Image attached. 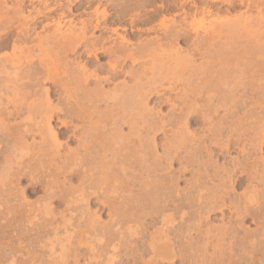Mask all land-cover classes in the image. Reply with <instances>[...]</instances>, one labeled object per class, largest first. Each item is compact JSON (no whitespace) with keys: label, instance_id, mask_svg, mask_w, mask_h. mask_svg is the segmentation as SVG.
Here are the masks:
<instances>
[{"label":"bare ground","instance_id":"obj_1","mask_svg":"<svg viewBox=\"0 0 264 264\" xmlns=\"http://www.w3.org/2000/svg\"><path fill=\"white\" fill-rule=\"evenodd\" d=\"M69 1L71 4L77 2L78 6L77 4L65 6L64 1L60 0H0V51L9 48L12 50L9 55L6 53L0 55V98L2 96L6 98L5 105L2 103L4 107L0 104V152H5L4 157H0L2 169L0 208L4 206L3 204L8 208L12 201L10 197L18 194L15 191L17 187L20 188L21 181L29 182V184L27 182V192L30 195L43 192L42 199L39 198L34 203H29L26 196L22 195L21 203L18 201L19 206L16 205L15 211L21 215L19 219H22L23 213L28 218L32 215L36 219L41 215L44 219V223L41 222L43 225L38 224L39 229L36 228L34 239L32 236L29 237L32 240H40L47 236L46 234H53L57 240L60 235L59 227H63L66 231L65 236L58 239L61 255H56L55 260L51 256L55 263L58 262L57 257H59L57 260L64 264L71 257V254L69 258L67 256L73 245L72 235L77 226L73 224V219L76 215L78 218L75 221L86 225L82 229L87 230L80 232L82 239L83 237L87 239L90 231L93 241L101 246L104 242L111 241V239L106 240V235L109 238L115 236L112 240L117 244L111 241L113 247L109 250V264H115L118 249L122 244L134 253L144 248L135 247V249L133 245L143 234L142 221L145 217H150L154 221L151 220L153 223L151 222L150 226V219L147 220L149 227L146 232L144 231L145 239H142L147 254H143V251L139 256L137 255L141 259V264H177L179 261L181 264L200 262L222 264L227 256L231 260L228 264H243L242 261L249 260L244 258L245 255L250 260L253 259L251 257L253 255L254 259L258 258L260 254L255 257L256 252L258 254L257 250H254L255 254L253 249V254L244 250L238 240L242 233L237 235L239 230L237 228L240 226L239 228L242 229L245 226L244 224L242 226V223L249 218L254 223L264 222V220L260 221L264 219V135H262L264 124L261 125L264 121L260 123L256 120L251 124H244L249 126L252 133L254 131L251 140L248 139L247 146L242 138L249 130L243 128L245 126L242 125V120L231 123L232 127L244 132L242 136L239 129L236 128L239 131L235 133V129H231L230 125L227 126L228 117L237 115L240 107L244 110L247 102L245 100L239 102L236 96L231 95L234 89L225 92L226 95L217 96V103L211 101L203 106H199L197 101L202 95L201 92L203 93L202 87L193 89L191 94L185 92V98L181 96L184 99L179 100L180 102L176 101L179 96L175 100L167 93L176 90V83L179 81L182 84L181 81L204 73V66L195 68L189 65L193 61L191 52L186 48L177 47L180 42L191 43L195 51H200L202 42L209 44L225 32L226 39L224 36L223 38L225 43L230 41L228 44L230 48L225 47L232 53L226 49L227 52H223V47L219 55L234 56L236 59H243L245 55L262 54L263 56L264 0H222L221 3L228 5L227 11L231 12L239 5L245 7L247 13L236 15L235 20L233 17V20L227 18L226 21H218L219 23L216 21L215 23L218 24L215 26L212 21L211 33L207 31L209 35L206 34L201 40H198L199 36L197 39L191 36L194 31L191 33L189 28L192 27H189L190 24L187 22V19L193 14H198L201 8L194 2L195 0H149L146 5L151 4V7L146 6V8L150 13L149 15L146 13L148 17L143 16L144 19L142 17L140 19L141 12L138 9L143 6L145 8V4L139 5V0H120V2L108 0L110 5L107 2L102 10L100 8L104 4L101 0ZM10 2H13L11 6ZM28 3L33 5H30L32 9L29 11H27ZM191 4L194 10L189 9ZM109 7L112 8L109 10ZM253 9L257 11L255 15ZM90 10L93 11L92 15L85 18L86 20L83 19L80 27L76 21L75 26L72 21L73 26L69 25V27L68 24L62 23L66 19L72 20L77 15H84ZM190 10L194 13L192 14ZM111 11L117 12L114 19L110 14ZM168 15L172 16L171 20L167 19ZM161 17L164 18L162 22L149 29V31L156 29L161 35L155 39H147L144 44L139 43L140 46L138 44L136 48H130V40L124 35L127 33L128 36L130 32H142L138 28L139 22L142 25H149ZM126 20L130 27L127 24L123 25ZM62 24L67 28L65 29ZM111 25L116 27L112 29ZM39 29L42 30L41 33L38 32ZM100 29L108 31L112 29V34L117 35L120 41L112 39L113 37L105 38L107 33L102 37L89 34L92 30ZM119 30L123 31V36L120 35ZM85 55L94 57L96 61L90 58L80 65L78 60ZM72 56L76 58L71 59ZM101 57L107 58L105 65L98 64V59ZM128 63L132 65L130 68L127 66ZM247 64L253 72L256 71L255 68H258L259 73L264 71V61L256 62L249 59ZM138 65L141 67L135 68ZM122 76L124 79V76L128 77L132 83L128 84L129 82H125L124 79L120 81ZM47 83H51V87L45 86ZM253 84L250 86L254 90L257 85L254 82ZM256 89V91L260 90ZM260 91L263 93L264 90ZM263 94L258 95L264 97ZM56 99L58 102L55 104ZM62 99L65 100L64 103ZM260 104L262 102L258 107ZM165 105L170 106L172 113L162 112V107ZM102 106L104 110L101 109ZM222 108H225L227 113L219 123H216L214 117ZM255 109L256 107L254 111ZM250 112L245 113L248 116ZM12 118H21V122L17 120V124L20 122L18 125H11ZM55 121L58 127L53 126ZM197 123L203 124L205 129L203 135L190 131L191 125ZM175 126L179 130L174 128ZM125 127L129 130L126 134ZM261 130L263 133L260 132ZM169 132H172L173 138ZM160 136H163L160 140L163 153L158 152L157 140ZM38 138L39 141H36ZM65 139L71 141L74 139L77 141V147L64 150ZM30 140H32L31 144ZM234 150L243 156V160L235 158L229 160L230 163H219L222 158L231 156ZM176 164L178 168H175ZM188 174L192 177L185 180ZM59 176L64 177L60 182ZM74 179L77 180V185L71 183ZM182 179L186 181L184 189H180L179 186ZM214 181L218 183L214 185ZM211 183L213 187L209 186ZM134 189L138 193H135ZM237 191H241L240 194ZM54 204H57L58 208L63 205L64 208L61 209L64 210L57 212L58 209ZM96 205L98 208L95 209ZM106 210L110 222L108 221L109 225L104 226L105 222L103 224L100 222L101 216L99 217L98 212L103 213ZM226 212L229 216H226ZM217 213L222 215V221L225 216L235 221L228 220L229 224L226 226L219 223L223 227L219 225L212 229L207 225ZM18 214L16 213L17 216ZM57 215H60L62 220L58 225ZM19 219L16 218L14 222ZM24 219L22 220L26 222L27 219L26 221ZM123 220L128 221L123 223ZM14 225L16 226V223L10 225L11 228ZM82 225H78L79 228ZM204 226L206 229L202 228ZM20 227L22 228L21 225ZM68 229L73 231L70 232ZM245 230L246 227L242 238L245 236L244 239L248 243L244 239L245 242L242 240L241 243L252 246L251 239L254 241L258 233L253 236L248 232V235ZM106 231L109 234H106ZM192 232H199L202 235L199 234L198 237L201 243L197 241L198 239L196 243L190 239ZM262 232L264 234V229ZM124 238L127 239L126 242H123ZM263 239H261L262 244H264ZM85 240H80L79 245H86L88 251L94 253L92 257L95 256L96 243L92 245L91 241ZM178 241L182 242L180 246ZM55 244H49L48 254L54 252ZM258 244L260 245V242L257 246ZM140 245L138 247H142V242ZM104 247L107 248V244ZM208 247L214 249L212 256L207 254ZM106 248L103 251L105 253ZM261 248L263 249L264 246ZM237 249L245 255H239ZM125 250L123 251L125 255L128 253L133 255V252L131 254L129 250L127 252ZM74 253L77 255L78 252ZM122 254L121 256H124ZM216 254L218 256L215 258L213 255ZM125 257L123 258L126 262V258L132 256ZM236 257L238 261L233 260ZM138 258H134V264L138 263L135 261ZM255 262L248 261L245 264L259 263Z\"/></svg>","mask_w":264,"mask_h":264},{"label":"rangeland","instance_id":"obj_2","mask_svg":"<svg viewBox=\"0 0 264 264\" xmlns=\"http://www.w3.org/2000/svg\"><path fill=\"white\" fill-rule=\"evenodd\" d=\"M60 1H64L63 3L64 4H66L65 6H70V5H76L77 4V2L75 3V1L73 2V4H71L70 3V1L69 0H60ZM68 1V2H67ZM102 2H103V6L100 8V10H102L103 9V7L106 5V3L107 4H109L110 5V3H109V1L108 0H101ZM116 1H118V2H120V0H116ZM115 1V4L117 3ZM141 3H140V2ZM138 2H139V5L141 4V5H144L145 4V8H144V6H143V8L141 7V8H139L138 10H139V12H141V15H140V13H139V17H140V19H141V17H142V19H144V17L145 18H147L148 16L147 15H149L148 13H150V10L149 9H147V8H150L151 7V4L148 6V5H146V3H148L149 2V0H139ZM148 1V2H147ZM201 1V2H200ZM207 3H206V2ZM214 1V2H213ZM105 2V3H104ZM138 2H137V4H138ZM194 2H196L197 4H198V6L200 5V7L202 8V6H203V14H202V9L201 8H199L200 10H199V13L198 14H195V15H197V16H195L193 13H194V11H193V13H192V11L191 10H194V8H193V6H192V4H191V6L189 7V9H191L190 11H191V13L193 14V15H191V17H189L187 20V22H188V24H190V26L189 27H192V29L191 28H189L190 29V31H191V33H193V31H194V33L193 34H191V36L193 35V37L194 38H196L197 39V37H198V40L200 39L201 40V38H203L204 39V37H206V34L207 35H209V33H211V29H210V27L212 26V24H213V26H215V25H217L219 22H220V20L221 21H226V19L228 18V19H232L233 17V19L235 20L236 18H237V16H239L240 15V13L241 14H243V13H247V12H245L246 11V9H245V7H243V6H239V5H237V6H235V8L234 9H236V10H234L233 9V11L231 10V12L230 11H227L228 10V5L225 3V5H224V3H221L222 2V0L220 1V0H218V2H217V0H211V2H212V4H211V2L209 1V0H198V2H197V0H195ZM210 2V3H209ZM216 2V3H215ZM220 2V3H219ZM11 4H9L10 6L12 5V3L13 2H10ZM207 4V6H206V4ZM214 3V4H213ZM36 4V3H35ZM136 4V5H137ZM201 4H203V5H201ZM204 4H205V6H204ZM30 5H32V4H30V3H28V5H27V11H29V9L31 10L32 9V6H30ZM209 5V6H208ZM212 7H211V6ZM76 6H78V4L76 5ZM146 6H147V8H146ZM192 7V8H191ZM237 7V8H236ZM112 7H109V10L111 9ZM207 8V9H206ZM92 10H94V9H92ZM92 10H90L88 13H86V14H81V12L79 13V14H81V15H77L76 17H74L72 20H65L64 22H62V23H66L65 25H67L68 24V26L67 27H69V25L71 26H73V24L75 23V21L77 22V25L80 27L81 26V21L84 19V20H86L87 18H89V16H91L92 15V13H93V11ZM117 10H119V9H117ZM148 10V11H147ZM227 11V12H226ZM201 12V13H200ZM254 14H253V13ZM252 14L253 15H255L256 14V10L255 9H253L252 10ZM264 12V11H263ZM90 13V14H89ZM113 11H111L110 12V14L113 16V19L115 18V16L114 15H117V12H114L113 14ZM147 13V15H145ZM227 13H230V14H227ZM250 12H249V14H251ZM89 14V15H88ZM133 14H134V12H133ZM83 15V16H82ZM237 15V16H236ZM80 16H82V18L80 19ZM144 16V17H143ZM194 16V17H193ZM171 17V18H170ZM170 17H169V15H168V17H167V19H169V20H171L172 19V16L170 15ZM226 17V18H225ZM230 17V18H229ZM236 17V18H235ZM86 18V19H85ZM127 18V17H126ZM219 18V19H218ZM128 19V18H127ZM164 18L163 17H161V18H158V19H156L155 21H154V23H152V24H149V25H142V24H140V22H139V26L140 27H138L139 29H140V31H142V32H139V31H136V32H130V31H128V33H129V35L127 36L126 34L124 35V36H126V38L127 39H129L130 40V48H136L137 47V45L139 44V43H145L146 41H148V40H151V39H155V37H157V36H160L161 35V32L160 31H158V30H156V29H152V30H150L149 31V29L152 27V26H155L156 24H159L160 22H162V20H163ZM232 19V20H233ZM178 20H179V17H178ZM71 21V22H70ZM72 21H74L73 22V24H72ZM212 21H213V23H212ZM218 22L217 24L215 23V22ZM71 23V24H70ZM211 23V24H210ZM127 24V26L128 27H130L129 26V22H128V20H126V21H124L123 22V25H126ZM63 25V24H62ZM76 25V26H77ZM64 26V25H63ZM74 26H75V24H74ZM143 28H142V27ZM144 26H145V28H144ZM147 26V27H146ZM213 26H212V29H213ZM66 26H64V28L66 29L67 28ZM79 27H76V28H79ZM116 26H113V25H111L110 26V28H115ZM202 27H203V29H202ZM209 27V28H208ZM142 28V29H141ZM64 29V30H65ZM112 29H110L109 31H111ZM209 29V30H208ZM41 29H39L38 30V32L39 33H41L42 32V30L40 31ZM101 30V31H100ZM100 30H98V31H91V32H89V34L91 33V34H94V36H96V37H98V35L100 36V37H102V36H104V35H106V33H107V35L106 36H104L105 38H108V37H113L112 39H114V40H117L118 42L120 41V39H119V37H117V35H114V34H112V31H111V33L108 31V30H104V29H100ZM226 30V29H225ZM107 31V32H106ZM152 31V32H151ZM155 31V32H154ZM207 31L209 32V33H207ZM93 32V33H92ZM105 32V33H104ZM14 33V32H13ZM110 33V34H109ZM119 33H120V35L121 36H123L122 34H124L123 33V31H121V30H119ZM43 34V33H42ZM109 34V35H108ZM198 34V35H197ZM111 35V36H110ZM132 35V36H131ZM140 35H142V36H140ZM223 36L225 37V32H224V34L222 35V36H219V37H216L215 39L216 40H214V41H212L211 43H206V42H202V47H201V50L199 51H195V49H194V46L193 45H191V43L190 44H185L184 42H180V44H178V46L177 45H175V46H177V47H181V48H186V50H189L191 53V55H192V58L193 59H191V60H193V61H191L190 63H192V64H189L190 66H194L195 68H197V67H199V66H204L205 67V69H203V75H199V76H194V77H192L190 80L188 79H185L184 81H181L182 82V84L180 83V81L178 82V83H176L175 85H176V87L177 88H175L176 90H174L173 92L172 91H170V92H168L167 93V95L169 96L170 95V97L172 98L173 97V99H177L178 98V96H179V98L176 100V101H179V100H181V99H184L185 98V96L184 95H186V93L187 94H191V91L193 90V89H197V88H203V93L201 92V96L200 97H198V103H199V106H203V105H206L207 104V102H211V101H215L216 103L218 102L217 101V96L219 97V96H221V95H226V93L231 89H234V91L233 92H231V95H234V96H236L235 98L239 101V102H241V101H244L245 100V102H246V106L244 107L245 109V111L240 107V110L237 112L238 114L237 115H235L234 117H228V121H227V123H228V125L227 126H229L230 125V128L232 129H235L234 130V132L236 133V128H234V126L232 127V125H231V123L232 122H237L238 120L240 121V120H242V125H246V124H251V123H253L254 121H256V120H259L260 121V123L261 122H263L264 121V105H262V104H264V97H261L260 95H258V94H263L264 93V91H263V93L260 91V90H264V78H262V77H264V71L263 72H258L257 70H258V68H255L256 69V71L255 72H253L252 70H251V68H250V66L247 64V62L249 61V59H252L253 61H256V62H262V61H264V55L262 56V54H255V55H253V56H251V55H245V56H243L244 58L243 59H236L234 56H227V55H219L218 53L221 51V49L224 47V49H222L223 50V52H225L226 50L227 51H229L230 52V50L228 49V48H226V47H229L228 46V44H229V42L230 41H228V43H227V41H226V43H225V39H226V37H225V39L223 38ZM192 37V38H193ZM222 38V40H224V41H222L221 40V38ZM217 38H220V40H218ZM148 39V40H147ZM145 40V41H144ZM193 40H195V39H193ZM206 43V44H205ZM227 44V45H225V44ZM133 44V45H132ZM136 44V45H135ZM204 44V45H203ZM224 44V46H222ZM132 45V46H131ZM136 46V47H135ZM139 46H140V44H139ZM138 46V47H139ZM193 46V47H192ZM226 46V47H225ZM209 47V48H208ZM211 48V49H210ZM230 48V47H229ZM226 49V50H225ZM185 50V49H184ZM11 51V52H10ZM226 51V52H227ZM4 53H6V55H9V54H11L12 53V50H11V48H9L8 50H6V51H0V55L1 56H3V55H5ZM222 53V52H221ZM230 53H232V52H230ZM216 54V55H215ZM224 54V53H223ZM73 58H76V56H72L71 57V59H73ZM91 57H88V56H83L82 58H80L79 60H78V63L80 64V65H82V63L83 62H87L89 59H90ZM102 58V59H101ZM101 58H99L98 60H99V62H98V64H102V65H105V63L107 62V58L106 57H101ZM213 58V59H212ZM246 58V59H245ZM256 58V59H255ZM82 59V60H81ZM95 60V58L94 57H92L91 58V60ZM195 59V60H194ZM245 59V60H244ZM247 60V61H246ZM96 61V60H95ZM103 61V62H102ZM82 62V63H81ZM105 62V63H104ZM212 62V63H211ZM210 64H211V66H210ZM127 66H128V68H130L132 65H131V63H128L127 64ZM135 66H137V65H135ZM141 67V65L139 66L138 65V67H135V68H137V69H139ZM125 77V79H128V81L127 80H125L124 78H123V76L120 78V81H123V79H124V81L125 82H129L128 84H130V79L128 78V77H126V76H124ZM186 81V82H185ZM253 82L257 85V87L256 88H258V89H260V90H258V91H256L257 89L255 88L254 90L251 88V86L252 85H254L253 84ZM132 83V82H131ZM179 84V85H178ZM185 84V85H184ZM191 84V85H190ZM181 85V86H180ZM251 85V86H250ZM255 85V86H256ZM45 86H47V87H51V83H47ZM109 86H107V88H108ZM112 87V86H111ZM175 87V86H174ZM188 88V89H187ZM186 89V90H185ZM251 89V90H250ZM253 90V92H251ZM179 91V92H178ZM183 91V92H182ZM257 93V94H255V92ZM172 92V93H171ZM175 92V93H174ZM178 92V93H177ZM181 92H182V94H181ZM186 92V93H185ZM209 92V93H208ZM226 92V93H225ZM180 93V94H179ZM221 93H225V94H221ZM253 93H254V95H253ZM245 94H247V95H245ZM174 95V96H173ZM176 95H177V97H176ZM245 95V96H244ZM258 95V96H257ZM264 95V94H263ZM262 95V96H263ZM181 96H183V97H181ZM250 96V97H249ZM252 96H254V97H252ZM256 96H257V98H256ZM5 97V96H4ZM4 97L2 96L1 98H0V104H2V103H4V105H5V103L6 102H4V100L6 101V98L4 99ZM175 97V98H174ZM259 97H261V98H259ZM56 98V97H55ZM252 98H254V99H252ZM54 99V98H53ZM65 99V98H64ZM64 99H62L61 101H62V103H64L65 102V100ZM260 100V99H262L261 101H257V100ZM64 100V101H63ZM54 101H56L55 102V104L58 102V99H56V100H54ZM182 101V100H181ZM259 102V103H261L262 102V104H260L259 105V107H258V104L256 103V102ZM155 102H157V101H155ZM180 102V101H179ZM178 102V103H179ZM4 105L2 104V106L4 107ZM230 105V104H229ZM253 106H255L256 107V109H255V111H254V108H253ZM261 106H263V108L261 107ZM261 107V108H260ZM101 109H103L104 110V106H102L101 107ZM162 112H164V113H170L171 112V110H170V106H163L162 107ZM170 111V112H169ZM251 111V112H250ZM257 111V112H256ZM245 112H250V113H248L249 115L247 116L246 114L247 113H245ZM172 113V112H171ZM227 113V111H226V109L225 108H222V109H220V112L219 113H217L216 114V116L214 117L215 118V121H216V123H219L220 121V119L223 117V116H225V114ZM244 113H245V115H244ZM252 113V114H251ZM251 114V115H250ZM250 116H251V118H250ZM246 117V118H245ZM257 118V119H256ZM14 118H12L10 121V124L11 125H13V124H16V125H18L20 122H21V118H16V119H14ZM16 120V121H15ZM17 120L19 121L20 120V122L17 124ZM14 121L16 122V123H14ZM264 124V122L263 123H261V125H263ZM241 125V126H242ZM244 125V126H245ZM53 126H59L58 125V123L55 121V122H53ZM264 126V125H263ZM263 126H261V128L263 127ZM249 126H245V127H243V128H245V129H248V130H246V132L248 133H245L244 135H243V138H242V140L244 141V144H246L247 146H248V144H249V140L248 139H250L251 140V138L253 137V134H254V131H253V133L251 132V129H249L248 128ZM174 128H176L177 129V127L175 126ZM198 128V129H197ZM264 128V127H263ZM263 128H262V130H263ZM237 129H239V128H237ZM177 130H179V128L177 129ZM176 130V131H177ZM197 130V131H196ZM240 130V129H239ZM238 130V131H239ZM262 130L260 131V132H262ZM175 131V130H174ZM190 131H192V132H196V133H198V134H201V135H203V133H204V131H205V129H204V127H203V124L202 123H197L196 125H191V128H190ZM237 131V132H238ZM243 131H245V130H243ZM129 132V130H128V128H124V133L126 134V133H128ZM240 132H242V130H240ZM170 133V135H171V133L172 132H169ZM244 132H242V133H240L241 134V136H242V134H243ZM263 133V132H262ZM247 134V135H246ZM262 135H264V133L262 134ZM173 136V134L171 135V137ZM245 136V137H244ZM170 137V138H171ZM162 138H163V136H160L159 137V139L157 140V144H158V152L159 153H163V150H161L162 149V147H161V145L160 144H162V143H160L161 141L160 140H162ZM173 138V137H172ZM245 139V140H244ZM31 141L32 140H30V144H31ZM36 141H39V138L36 140ZM74 139H72V141L71 140H67V139H65L64 141H63V144L64 145H66V147L64 146V150L66 149H69V148H76L77 146V141H75V143H74ZM74 143V144H72V143ZM38 143V142H37ZM72 144V146H71V144ZM73 146H75V147H73ZM33 150V149H32ZM1 151H3V150H1ZM5 151V150H4ZM36 152V151H35ZM7 153V152H6ZM239 152L237 151V150H234L233 152H231V156L230 155H228L227 156V158L226 159H221V161L219 162V163H230L231 161H232V159H234L235 160V158L237 159L238 158V160L240 159V160H243L242 158H243V156L242 155H240V153L238 154ZM2 154V156H0V157H4L3 155L5 154V152H0V155ZM11 158V157H10ZM227 160V161H226ZM229 160H231V161H229ZM1 167V166H0ZM175 168H178V164H176L175 165ZM2 173V169L0 168V174ZM1 176V175H0ZM60 177V178H59ZM59 177H57V179L59 178V179H61V180H58L59 182L60 181H62L63 179H64V177L63 176H59ZM63 177V178H62ZM191 177H192V175H190V174H188V175H186V179L185 180H187V179H191ZM184 179H182V183L180 182L179 184V186L181 187H179L180 189H184L185 188V183H186V181H185ZM72 182L71 183H73L74 185H77L78 183H77V180L76 179H74V180H71ZM185 181V182H184ZM27 180L26 181H21V183L19 184V186H20V188L21 189H23L22 191H21V189L20 188H18L17 187V191H15L16 193H18L17 195H16V193H15V197H13L14 196V194H13V196L12 197H10V200H14L13 202L11 201L10 202V204H9V206H8V208H7V205H5V204H3L4 206H2L1 208H0V234H1V236H0V264H54L55 263V261H53V259H52V257L54 258V260H55V257H56V255L57 256H60L61 254H60V246H59V241L60 240H58L60 237L62 238V237H64L65 236V233H66V231L63 229V227H59V230H58V234H60V235H58V239L56 240V238H55V236L53 235V234H46L47 236H45V237H43V238H41L40 240L38 239V240H32L31 238H29V237H31L32 236V238L34 239V237H35V234H36V228H38L39 229V225H43V223H44V219L42 218V216L41 215H39L38 216V218H34V217H32V215H30V218H28V216L25 214V213H23L22 214V216L23 217H21L22 219H24V217L27 219V221H26V219H24L26 222H24L22 219H19L20 218V214H18V212H16L15 210H17V207L19 206V202H20V200L23 198V196L25 197V198H27V201L29 202V203H34V202H36V200H38L39 198H41L42 199V197L44 196V194H43V192H41V191H39L38 193H36L35 195H30V193L29 192H27V188H28V184H29V182H28V184H27ZM75 182V183H74ZM22 183H23V185H22ZM214 183V185L216 184V183H218L217 181H214L213 182ZM209 186L210 187H213L212 186V183L211 184H209ZM20 191H19V190ZM136 189H137V187H136ZM136 189H134L135 190V193H138V192H136L137 190L139 191V188L136 190ZM141 190V189H140ZM20 193H19V192ZM24 191V192H23ZM22 192V193H21ZM140 192V191H139ZM240 192L241 191H237V193H239L240 194ZM26 193V194H25ZM23 195V196H22ZM17 197H20L19 199L17 198ZM22 197V198H21ZM17 200V201H16ZM19 201V202H18ZM24 201V200H23ZM21 203V202H20ZM12 204V205H11ZM16 205H17V207H16ZM55 205V207L58 209V211L57 212H59V211H63L64 209H61V208H64V206L62 205L60 208H58L59 206L57 205V204H54ZM57 205V206H56ZM98 205H96L94 208L96 209V208H98L97 207ZM13 209V210H12ZM60 209V210H59ZM94 209V210H95ZM12 210V211H11ZM9 211V212H8ZM56 212V213H57ZM16 213L18 214V216L16 215ZM65 213H67V212H65ZM227 214H226V216L228 215L229 216V214H228V212H226ZM12 214V215H11ZM13 214H15V215H13ZM98 214H99V217L101 216V218H100V222L103 224V222H105L103 225L104 226H106V225H109V222H110V217L108 218V216L107 215H109L108 214V211L106 210V212L104 211L103 213L102 212H98ZM218 214V213H217ZM215 214L213 217H212V221L210 220V223H209V225H207V226H209V227H211L212 229L215 227H218L220 224L219 223H221L223 226H226V225H228L229 223H227V221L229 220V217H226L225 216V219H224V217H223V221L225 222V223H222L223 221L221 220L222 218V215L221 214ZM10 216V217H9ZM15 218H14V217ZM17 216V217H16ZM7 217H9V219H10V221H9V219L7 218ZM17 218V220L19 219V221H21L20 223H19V221H15L14 222V220ZM77 218H78V215H76L75 216V219H73V224L76 226V224H77V226L79 225H82V224H84V226L82 225L80 228H79V226L77 227L76 226V228H75V233H76V235H75V233L72 235L73 237H72V243H73V245H72V247H71V249L69 250V255L67 256L68 258L70 257V254H71V257L68 259V261L66 260V263L65 264H109L108 263V256H110V253H109V250H111L112 248L111 247H113V245H112V242L111 241H113L114 242V244L116 243L117 244V242L115 241V240H112V238L114 239L115 238V236H112V238H109L108 237V235H106V240H108V239H111V241L109 240V241H107V242H104V244L103 245H101V246H99L98 245V243L95 241H93V236H92V233L90 232V231H88L89 233H90V235H89V237L86 239L85 237H83V239H82V236L80 235V232H84V231H86L87 229L85 228V229H82V227H86V225H85V223H83V222H78V221H75V220H77ZM146 218V219H145ZM143 220L144 221H142L143 222V229H142V231L144 230L145 232L147 231V227H149L148 225H149V223H148V221H149V219H150V226H151V222L152 221H154V219L152 220V218H150V217H145ZM214 218V219H213ZM215 218H216V220H215ZM218 218V219H217ZM228 218V219H227ZM31 219H32V221H31ZM39 219V220H38ZM58 219V220H57ZM233 219V218H232ZM231 219V220H232ZM30 222H29V221ZM56 220H57V225H58V222L59 223H61V217H60V215L58 216L57 215V218H56ZM60 220V221H59ZM148 220V221H147ZM152 220V221H151ZM221 220V221H220ZM231 220H229V221H231ZM261 220H264V219H260V221ZM13 221V222H12ZM109 221V222H108ZM126 221H128V220H126ZM126 221H124L123 220V223L124 222H126ZM147 221V222H146ZM215 221V222H214ZM228 221V222H229ZM233 221H235V219H233ZM29 222V223H28ZM32 222V223H31ZM34 222V223H33ZM35 222H36V224H35ZM41 222H43V223H41ZM144 222H146V224H145V227H144ZM214 224H213V223ZM258 222V221H257ZM256 221H255V223H254V221L251 219V218H249V219H247V220H245L244 221V223H242V226H243V224L245 225V226H243L242 227V229H240L239 227L237 228V235L239 234L240 235V232L242 233L241 235H240V239L238 238L239 236H236L237 238H238V240L240 241V244L241 245H243V248H244V250L246 251V252H249V251H251V252H249V253H251V254H253V251L255 250H257L258 251V254H257V252H256V254H255V251H254V254H255V257H257V256H259V254H260V256H262V258H263V255H262V252L264 251V248L262 249L261 247H263L264 246V244H262V241H261V239L262 238H264V236H262V235H264L263 234V232H262V230L264 229L262 226H264V222H263V225H262V222L261 223H257ZM15 224L16 223V226L14 225V226H12V228H11V226L10 225H12V224ZM18 223V224H17ZM153 223V222H152ZM227 223V224H226ZM6 224V225H5ZM39 224V225H38ZM213 224V225H212ZM216 224V225H215ZM258 224V225H257ZM262 225L261 227L259 226V225ZM8 225V226H7ZM20 225L22 226V228L20 227ZM222 225H220V226H222ZM34 226V227H33ZM38 226V227H37ZM222 226V227H223ZM10 227V228H9ZM17 227V228H16ZM206 226H204V227H202V228H204V229H206L205 228ZM209 227H207V228H209ZM245 227H246V230H245V232L246 233H251V234H253V236H255L254 234L256 233H258L256 236H255V238L256 239H258L259 237H261V238H259L257 241H256V239L254 240V241H252V239H251V242H253V244H252V246H253V248H252V246L250 245V244H247L246 245V243L244 244H242L241 242H242V240L244 239V237L245 236H243V238H242V235H243V233H244V229H245ZM261 228L262 230L260 231V229L259 228ZM29 228V229H28ZM64 230H62V229ZM72 228V227H71ZM214 228V229H215ZM20 229H21V231H22V229H23V231L22 232H26V233H22L21 231H20ZM149 229V228H148ZM257 229L259 230V232H261V234L259 233V232H255V231H257ZM26 230H28V231H26ZM70 230V232L71 231H73L72 229H68V231ZM203 230V229H202ZM241 230V231H240ZM7 231V232H6ZM19 231V232H18ZM77 231V232H76ZM143 231V234L145 233ZM61 232V233H60ZM239 232V233H238ZM63 233V234H62ZM78 233V234H77ZM193 233V234H192ZM191 233V238L190 239H192L193 240V242H195L196 243V240L199 242V243H201L200 241L201 240H199V238L198 237H200V233L198 232H192ZM197 233V234H196ZM245 233V234H246ZM249 233H248V235H249ZM19 234H20V236H19ZM61 234H62V236H61ZM106 234H109L107 231H106ZM142 234V236H141V238H138V239H136V241L137 242H135L134 243V248L136 247L137 249H139V248H143V249H141L139 252H137V253H134L133 251H131V249L129 248H126L125 246L123 247V244H122V247L120 246V248L118 249L119 251H118V258L116 259V261H115V264H120V262H121V264H123V262H124V264H126V263H128L129 262V264H134V258H138V256L140 255V253L141 252H143V254H147V250H146V245H145V242H144V240H142V239H145V237H146V235H143ZM146 234V233H145ZM200 234V235H199ZM244 234V235H245ZM260 234V235H259ZM3 235L5 236L4 238H3ZM33 235H34V237H33ZM77 235H78V237H77ZM112 235H113V233H112ZM176 235V234H175ZM199 235V236H198ZM18 236V237H17ZM54 236V237H53ZM143 236H144V238H143ZM202 236V235H201ZM250 236H252V235H250ZM1 237H2V239H1ZM26 239H25V238ZM80 237V238H79ZM92 238V240H90L91 238ZM111 237V236H110ZM258 237V238H257ZM11 238V239H10ZM20 239H22L21 241H19ZM23 239L25 240V241H23ZM48 239H51V240H48ZM86 239V240H85ZM200 239H202V237L200 238ZM250 239V238H249ZM27 240V241H26ZM80 240H85V241H87V242H90V243H92V245L94 244V243H96L95 244V248H96V250H95V256H93L92 257V255H94V253L92 254V253H90L89 251H88V247L86 246V245H79V243L78 242H80ZM105 240V241H106ZM191 240V241H192ZM245 240V239H244ZM243 240V241H244ZM23 241V242H22ZM33 241V242H32ZM56 241H58V243L56 242ZM127 241V239L126 238H124V240H123V242H126ZM140 243H139V242ZM181 241V240H180ZM180 241H178V244H179V246H180V244L182 243H180ZM247 243H248V241L247 240H245ZM244 241V242H245ZM250 241V240H249ZM20 242V243H19ZM141 242H142V247H138V246H141L140 244H141ZM193 242H192V244H193ZM197 242V244H199ZM260 242V245L258 244V246H257V243H259ZM17 243V244H16ZM20 245H19V244ZM51 243H56L54 246H55V250H53L54 252L50 255V254H48L49 252H50V245L49 244H51ZM107 244V248L106 247H104V246H106V244ZM194 243V244H195ZM256 243V244H255ZM263 243H264V239H263ZM62 244H64V243H62ZM202 244H203V239H202ZM249 245V246H248ZM262 245V246H261ZM132 246V247H133ZM248 247V249L246 248V247ZM261 246V247H260ZM47 247V248H46ZM87 247V248H86ZM101 247V249H99ZM183 247V246H182ZM211 248H213L212 246H210ZM210 247H208V255L210 254H212V252H213V250L214 249H209ZM258 247V248H257ZM75 248H76V250H75ZM85 248V249H84ZM104 248H106V253L105 252H103V251H105V249ZM135 248V249H136ZM75 251H74V250ZM78 249V250H77ZM104 249V250H103ZM108 249V250H107ZM122 249V250H121ZM127 252L128 250V252H133V255H129V253L127 254L129 257H131V258H128L127 257V255H125L124 253L125 252H123L124 250ZM182 250H184V248H181ZM239 249V251H240V248H238ZM238 249H237V251H238ZM252 249H253V251H252ZM72 250V251H71ZM102 250V252H100ZM122 252H121V251ZM146 250V251H145ZM263 250V251H262ZM70 251H71V253H70ZM78 252L77 253V255L74 253V252ZM188 252L187 253H189V250H187ZM238 251V252H239ZM262 251V252H261ZM98 254H97V253ZM241 252V251H240ZM238 253L239 255H241V256H244L245 255V253ZM260 252V253H259ZM80 253V254H79ZM123 253V254H122ZM185 253V252H184ZM54 254H55V256H54ZM78 256L77 258H76V256ZM121 254L122 255H124V256H121ZM132 254V253H131ZM50 255V256H49ZM134 255H136V257L134 256ZM138 255V256H137ZM257 255V256H256ZM52 256V257H51ZM127 258H126V257ZM133 256H134V258H133ZM212 256V255H211ZM215 258L218 256L217 254L216 255H213ZM259 256V257H260ZM98 257H99V259H98ZM123 257H125L126 258V262H125V259L123 258ZM226 257V256H225ZM248 258L247 260L249 261V262H255V263H258L259 261H261V260H263V262H264V258L262 259L261 257H260V259H259V257L258 258H255L254 259V255L253 256H251V257H253V259L252 260H255V261H252V260H250V258L248 257V256H244V258ZM46 258V259H45ZM93 258V259H92ZM95 258V259H94ZM229 258V256H227L226 257V260ZM245 258V259H246ZM36 259V260H35ZM57 259H59V257H57L56 258V261H58L57 263H55V264H64L62 261H60V260H57ZM76 259V260H75ZM120 259V260H119ZM124 259V260H123ZM127 259H131L130 261H128ZM140 261H139V260ZM138 259H136L135 261H138V263L139 264H141V259L140 258H138ZM223 259H224V257H223ZM257 259H259L258 261H257ZM51 260H52V262H51ZM97 260V261H96ZM225 260V261H226ZM233 260H236V261H238V258L236 257V258H234ZM76 263H75V262ZM107 261V262H106ZM117 261H118V263H117ZM123 261V262H122ZM128 261V262H127ZM132 261H133V263H132ZM222 261V260H221ZM225 261H223L225 264H228V262L230 263V258L225 262ZM246 261V260H245ZM242 261L243 262V264H245V263H247L248 261ZM245 262V263H244ZM262 261L261 262H259L260 264H264ZM137 262H136V264H138ZM201 263V262H200ZM199 263V264H200ZM222 263V262H221ZM224 263H222V264H224ZM258 263V264H259ZM177 264H181V262L179 261V262H177ZM201 264H203V262L201 263Z\"/></svg>","mask_w":264,"mask_h":264}]
</instances>
